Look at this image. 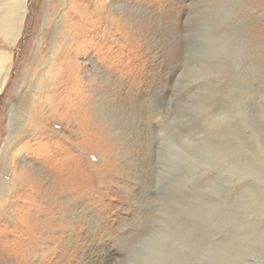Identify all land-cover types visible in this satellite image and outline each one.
<instances>
[{
	"label": "rangeland",
	"instance_id": "374dc122",
	"mask_svg": "<svg viewBox=\"0 0 264 264\" xmlns=\"http://www.w3.org/2000/svg\"><path fill=\"white\" fill-rule=\"evenodd\" d=\"M20 12L12 41L0 35V202L24 220L0 234L8 263L174 251L165 262L258 264L238 232L256 217L264 230V0H25ZM33 95L43 126L25 113ZM40 223L31 247L19 230Z\"/></svg>",
	"mask_w": 264,
	"mask_h": 264
},
{
	"label": "bare ground",
	"instance_id": "6f19581e",
	"mask_svg": "<svg viewBox=\"0 0 264 264\" xmlns=\"http://www.w3.org/2000/svg\"><path fill=\"white\" fill-rule=\"evenodd\" d=\"M24 1L25 0H16V2L13 4H9L7 3L6 0H1V4H0V7L3 8L2 11L0 12V35L1 36H4L5 39H9L10 41H12V38H13V29L17 28V24H18V21L20 20V15H21V8L23 7V4H24ZM16 6L19 8L18 11L15 10ZM15 14H17L16 18L14 19V16ZM16 30V29H15ZM14 40V39H13ZM57 43V42H56ZM61 43V42H60ZM60 43L58 45H60ZM57 46V45H56ZM55 47V46H54ZM57 49V48H55ZM54 52V51H53ZM0 59H2L3 63H5L6 61V58L3 57V56H0ZM1 62V60H0ZM2 63V64H3ZM52 67V66H51ZM0 72H1V69H0ZM52 74L54 75V73L52 72ZM57 77V75L55 76ZM5 82H6V76L5 75H2L0 76V92L2 91L4 85H5ZM37 95H39V93H37ZM40 96V95H39ZM39 96H36L34 97L33 95V98L31 99V104H33L34 106V109H32V113L29 112H25V113H28V120L30 121H33L35 123L38 124V126H43V122H44V118L42 117V112H45V109L43 107H41V99L39 98ZM21 109V108H20ZM21 111V110H20ZM23 111V109H22ZM32 115L34 116V118L32 117ZM25 118V116H23ZM9 118H10V115H9ZM16 130H19L21 132H24V129H20V127L16 128ZM16 132V131H15ZM15 132L13 134H15ZM46 131L43 130L42 128L40 129H36V135H43L45 134ZM35 135V136H36ZM16 136L14 135V138ZM49 137V136H48ZM48 137H46V139H48ZM11 138V137H10ZM49 141V139H48ZM7 186H5L4 188V191L7 192ZM12 190V189H11ZM21 190V189H20ZM2 191V189L0 190ZM17 191V190H16ZM23 192V189L21 191V194ZM26 192V191H25ZM33 192V190H32ZM36 192V190L34 189V193ZM9 193V192H8ZM19 193V192H18ZM17 193V194H18ZM3 192H1V195H0V199L1 201H5L6 198H5V195H2ZM21 196V195H20ZM14 197V196H13ZM17 197V196H16ZM12 198V197H11ZM13 200V199H12ZM15 202V201H14ZM19 203V202H17ZM10 205L9 206H5V204H3L2 202H0V220H2V218L4 217H8L9 216V222H10V225L3 231L4 228H2L0 230V234H2L4 236V238L7 240V238H9L12 234V231L13 229L15 228H19V224L22 223L24 220H21L20 217H17V214L15 215V212H16V209L13 207L14 205L12 203H8ZM7 204V205H8ZM16 204V203H15ZM17 205V204H16ZM252 213L254 212L256 215H258L260 209V205L258 203V201H255L248 205V208L250 206H252ZM16 207V206H15ZM18 208V207H17ZM251 208V207H250ZM17 213V212H16ZM7 215V216H6ZM251 216V214H250ZM26 220V219H25ZM240 228L242 229L240 232H238V236H239V239H240V242H239V245L244 249L246 250V252H248L249 250H252L254 249V252L256 253V262L258 264H264V230L260 233V227L258 226V228H256L257 224H259V220L258 218L256 217V219L254 220V222H252V225H251V222L250 220H240ZM40 227H37L36 225H29L26 227L25 225V229H22V230H19V232H21V236H24L25 237V243L30 245L31 247L34 246L35 242L37 241V235H38V230L40 228H45V225L46 223H40ZM48 226V225H47ZM29 227V228H28ZM3 231V232H2ZM43 231V230H42ZM16 232V231H15ZM255 237L257 242L255 244L254 242V246H249L248 243H247V239L250 238V237ZM177 238V237H176ZM177 239H180V237H178ZM254 240V239H253ZM237 241V240H236ZM235 241V242H236ZM229 243V242H228ZM246 243V244H245ZM19 244V243H18ZM258 244V245H257ZM0 248L3 245V243L0 244ZM238 245V244H237ZM7 246V244H6ZM239 247V246H238ZM3 248V247H2ZM4 248H6L4 246ZM3 248V249H4ZM16 248V247H15ZM237 248V246H236ZM226 249V248H225ZM224 249V250H225ZM9 250V249H8ZM12 253H9L11 254V259L12 257L14 258H20V259H23L26 260L28 259V256L27 253L31 254V251L28 250V249H21V250H18L17 248L16 249H11ZM35 250V249H34ZM33 250V251H34ZM236 250V249H235ZM4 251H0V264H10L8 263V257L7 256H3L2 253ZM9 256V255H8ZM167 256H171V260L173 262V259H174V251H162L159 255H158V263L156 264H171L172 262H165L164 261V258L167 257ZM183 256V254H182ZM253 257V256H252ZM19 259V260H20ZM185 259V258H184ZM183 259V260H184ZM237 259V258H236ZM242 259V258H241ZM247 259V257H246ZM10 260V259H9ZM177 260V259H176ZM187 260V259H186ZM233 260V259H232ZM244 260V258H243ZM33 261V260H32ZM248 261V260H247ZM175 262V261H174ZM183 262V261H181ZM186 262V261H185ZM237 262V261H236ZM249 262V261H248ZM188 263V262H187ZM252 263V262H251ZM250 263V264H251ZM14 264V263H13ZM20 264V263H19ZM24 264H40V263H24ZM244 264V263H243ZM247 264V263H246ZM249 264V263H248Z\"/></svg>",
	"mask_w": 264,
	"mask_h": 264
}]
</instances>
